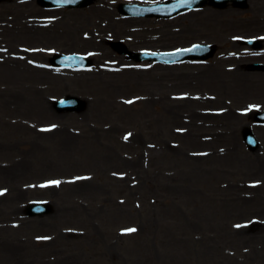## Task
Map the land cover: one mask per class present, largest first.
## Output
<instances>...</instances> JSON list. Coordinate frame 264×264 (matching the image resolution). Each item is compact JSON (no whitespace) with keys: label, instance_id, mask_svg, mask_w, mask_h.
<instances>
[{"label":"rangeland","instance_id":"rangeland-1","mask_svg":"<svg viewBox=\"0 0 264 264\" xmlns=\"http://www.w3.org/2000/svg\"><path fill=\"white\" fill-rule=\"evenodd\" d=\"M124 1L160 0H0V264H264V126L250 120L264 110V43L242 44L264 41V0L170 20L124 18ZM196 43L217 52L162 65L116 51ZM54 53L92 67L52 70ZM67 95L83 107L56 112ZM35 199L51 213L26 216Z\"/></svg>","mask_w":264,"mask_h":264},{"label":"water","instance_id":"water-1","mask_svg":"<svg viewBox=\"0 0 264 264\" xmlns=\"http://www.w3.org/2000/svg\"><path fill=\"white\" fill-rule=\"evenodd\" d=\"M52 63L55 66H79V67L88 66V61H86L85 59H81L80 57L76 58L74 56H66V57L57 56L55 57V59H53ZM64 106H65L64 103L59 105L60 108H63Z\"/></svg>","mask_w":264,"mask_h":264},{"label":"snow or ice","instance_id":"snow-or-ice-1","mask_svg":"<svg viewBox=\"0 0 264 264\" xmlns=\"http://www.w3.org/2000/svg\"><path fill=\"white\" fill-rule=\"evenodd\" d=\"M127 138V137H126ZM52 183H59L58 181H53ZM126 231H128V232H133V231H135V229H127Z\"/></svg>","mask_w":264,"mask_h":264}]
</instances>
